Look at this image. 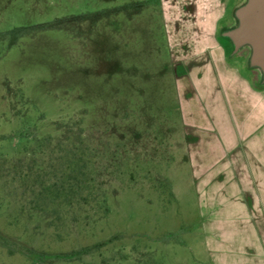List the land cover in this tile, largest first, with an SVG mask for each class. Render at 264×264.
Instances as JSON below:
<instances>
[{
    "label": "rangeland",
    "instance_id": "374dc122",
    "mask_svg": "<svg viewBox=\"0 0 264 264\" xmlns=\"http://www.w3.org/2000/svg\"><path fill=\"white\" fill-rule=\"evenodd\" d=\"M167 1L177 40L246 2ZM172 37L158 0H0V264H202Z\"/></svg>",
    "mask_w": 264,
    "mask_h": 264
},
{
    "label": "crops",
    "instance_id": "0c3cea01",
    "mask_svg": "<svg viewBox=\"0 0 264 264\" xmlns=\"http://www.w3.org/2000/svg\"><path fill=\"white\" fill-rule=\"evenodd\" d=\"M158 3L173 33L184 157L199 204L200 262L264 264V88L249 79L246 68L229 63L227 55L237 51L222 32L220 40L206 33L177 40L179 23L165 19L172 4ZM224 40L232 47L228 54Z\"/></svg>",
    "mask_w": 264,
    "mask_h": 264
},
{
    "label": "water",
    "instance_id": "95a60500",
    "mask_svg": "<svg viewBox=\"0 0 264 264\" xmlns=\"http://www.w3.org/2000/svg\"><path fill=\"white\" fill-rule=\"evenodd\" d=\"M234 16L237 26L226 29L222 35L232 43L234 51L243 45L250 46L249 65L260 69L264 83V0H246Z\"/></svg>",
    "mask_w": 264,
    "mask_h": 264
},
{
    "label": "trees",
    "instance_id": "16d2710c",
    "mask_svg": "<svg viewBox=\"0 0 264 264\" xmlns=\"http://www.w3.org/2000/svg\"><path fill=\"white\" fill-rule=\"evenodd\" d=\"M0 244L1 245H6L7 244V242L6 241H4V238H2V237H0ZM98 246H99V244H96V245H94L93 247H85V248H83V249H81L80 251H78V252H75V253H73V254H71V255H68V256H63V258H72V257H74L75 255H78V254H82V253H87V252H89V250L92 248H98ZM23 250V252H24V254L28 257V258H30V254H31V256L34 254V253H31V251L29 250V249H27V248H24V249H22Z\"/></svg>",
    "mask_w": 264,
    "mask_h": 264
}]
</instances>
